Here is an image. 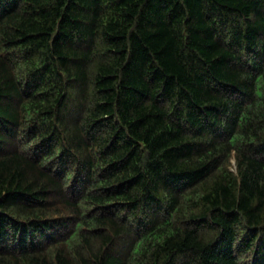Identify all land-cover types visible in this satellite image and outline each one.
I'll use <instances>...</instances> for the list:
<instances>
[{
    "label": "trees",
    "instance_id": "obj_1",
    "mask_svg": "<svg viewBox=\"0 0 264 264\" xmlns=\"http://www.w3.org/2000/svg\"><path fill=\"white\" fill-rule=\"evenodd\" d=\"M0 264H264V0H0Z\"/></svg>",
    "mask_w": 264,
    "mask_h": 264
}]
</instances>
